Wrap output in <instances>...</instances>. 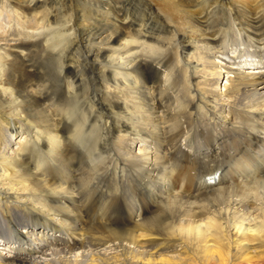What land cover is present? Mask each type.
Instances as JSON below:
<instances>
[{
  "label": "bare ground",
  "instance_id": "bare-ground-1",
  "mask_svg": "<svg viewBox=\"0 0 264 264\" xmlns=\"http://www.w3.org/2000/svg\"><path fill=\"white\" fill-rule=\"evenodd\" d=\"M242 45L264 0H0V264H264Z\"/></svg>",
  "mask_w": 264,
  "mask_h": 264
},
{
  "label": "rangeland",
  "instance_id": "rangeland-1",
  "mask_svg": "<svg viewBox=\"0 0 264 264\" xmlns=\"http://www.w3.org/2000/svg\"><path fill=\"white\" fill-rule=\"evenodd\" d=\"M253 52H255L254 51V49H252V48H250L248 45H242V47H240V51L238 52V56H237V54H236V57H237V61L234 59V60H232V62L236 65V62H238V66L241 68V67H243V68H245V66H253V65H251V64H253V63H249V64H247V65H244L243 63V60L241 61L240 59H242V57L240 58V56H242L243 54H245V53H249V54H251L252 56H253ZM243 57H244V55H243ZM263 57V56H262ZM262 57L260 58V60H262ZM226 59H228V58H226ZM256 59V58H255ZM263 59H264V57H263ZM255 64V63H254ZM259 65V64H258ZM256 68H254V69H261V67H264V63L262 64V66L260 65V66H257V63H256ZM224 82L222 81L221 82V86H223L222 84H223ZM253 145H254V143H253ZM229 161V160H228ZM76 194V197L77 198H79L78 197V192L77 193H75ZM52 231H55V230H52ZM55 232H58V231H55ZM59 235V234H58ZM65 235V234H64ZM59 237H60V235H59ZM48 238V237H47ZM47 238H46V241H45V238H43L42 237V235L41 236H38L37 238H36V240H35V242H32V241H26V243H28V244H32L33 245V248H35L36 246H38V242H40V243H43V244H47ZM4 242H6V240L4 239ZM20 247H25V246H22V245H20L19 247H16L15 245H11L9 248H8V250H10L11 252H16L17 250H19L18 248H20ZM1 248V247H0Z\"/></svg>",
  "mask_w": 264,
  "mask_h": 264
}]
</instances>
